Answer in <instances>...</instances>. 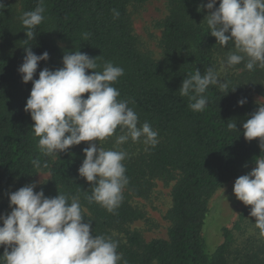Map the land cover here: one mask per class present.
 <instances>
[{
  "label": "trees",
  "instance_id": "16d2710c",
  "mask_svg": "<svg viewBox=\"0 0 264 264\" xmlns=\"http://www.w3.org/2000/svg\"><path fill=\"white\" fill-rule=\"evenodd\" d=\"M150 0H44L45 19L29 41L32 51H47L49 60L40 62L34 78L44 67L62 65L66 51H81L96 58L97 71L106 62L124 69L113 83L118 99L134 101L129 107L138 114V127L144 122L158 132L159 143L146 145L122 163L128 183L119 207L109 212L96 202L89 203L91 184L78 174L87 142L72 146L55 156H46L38 146L30 113L25 112L32 83L22 82L19 66L25 55L26 28L21 17L34 10L39 0H3L0 9V214L9 209L8 189L26 182L39 172L49 173L43 189L47 197L58 193L79 196L85 219L91 221L93 235L119 241V264H264V237L237 244L230 230L223 228V242L208 250L205 224L208 201L219 189L255 167L261 153L258 139L247 141L242 124L258 105L253 96L264 97V68L248 71L244 63L228 67L221 79L228 82V93L210 87L205 95L208 106L202 112L189 108V100L179 94L184 78L208 67L217 71L219 59L226 64L234 45L221 46L207 27V10L198 11L208 0H166L169 14L160 24L162 60L154 61L138 49L128 7ZM219 3L215 7H218ZM117 9L119 18H113ZM85 33L89 34L85 38ZM92 70H88L89 74ZM234 91H231L234 89ZM226 94V95H225ZM88 93L84 94L86 98ZM247 98L238 106L237 101ZM229 123L237 129L229 130ZM119 126L115 134H119ZM39 159L37 169L32 161ZM47 165L44 167L43 165ZM246 165V166H245ZM174 181L172 204L165 219L167 239L145 242L130 226L144 219L132 206L133 199L148 200L154 181ZM10 250V249H9ZM4 246H0L3 255Z\"/></svg>",
  "mask_w": 264,
  "mask_h": 264
},
{
  "label": "clouds",
  "instance_id": "9594fccd",
  "mask_svg": "<svg viewBox=\"0 0 264 264\" xmlns=\"http://www.w3.org/2000/svg\"><path fill=\"white\" fill-rule=\"evenodd\" d=\"M217 3L219 6L215 7ZM4 7L0 0V9ZM205 9L210 35L221 46L235 48L222 68L241 63L248 71L264 68V0H208L197 10ZM44 12V0H39L34 10L21 17L27 39L23 40L25 55L18 72L23 83H32L24 110L30 113L34 122L32 130L44 155L55 156L88 142L82 149L85 158L78 174L91 184L88 202H96L112 212L122 202L123 189L128 183L122 163L128 154L98 147V141L112 137L118 126L116 145L143 138L145 145L155 147L159 134L148 122L138 127V114L129 107L134 101L118 99L120 92L112 85L124 75V69L112 62H106L102 71H97V57L79 50L66 51L63 67L55 70L44 67L38 78H34L40 62L50 58L47 51L35 54L29 43L36 39L35 29L44 21ZM112 12L114 19L119 18L117 9ZM84 35L87 38L89 34ZM88 70H92L90 74ZM210 87L229 92L228 82L221 79L214 67H208L203 74L195 69L183 79L178 91L180 96L188 98L192 111L202 112L209 103L205 93ZM85 93H88L86 98ZM237 103L243 106L247 98ZM256 103V111L242 124L243 135L247 141L258 139L264 153V97ZM227 127L237 129V123H229ZM32 164L37 169L41 167L38 158ZM41 182L8 194L11 211L0 214V246H4L0 264H119L123 259L117 251L119 241L93 235L91 221L84 216L87 209L82 208L79 196L58 193L47 197L43 189L34 191ZM233 192L239 201L251 206L250 216L256 218L254 227L264 237V156L256 157L255 167L235 180Z\"/></svg>",
  "mask_w": 264,
  "mask_h": 264
},
{
  "label": "rangeland",
  "instance_id": "374dc122",
  "mask_svg": "<svg viewBox=\"0 0 264 264\" xmlns=\"http://www.w3.org/2000/svg\"><path fill=\"white\" fill-rule=\"evenodd\" d=\"M168 14L169 7L166 0H150L143 5H131L128 7V17L133 34L138 41V49L142 54L149 56L154 61H161L163 58L160 44L162 34L160 24H162ZM222 64L223 62L219 59L218 65L220 67L218 72H220L221 76L228 69V67L222 68ZM260 98L262 97L258 95L253 96L255 102ZM119 134L114 133L112 137L98 141L100 145L98 144L97 146H101L105 150H123L128 154L127 156L138 154L146 149L143 138L139 142H133L129 139L123 145H116V136ZM252 168L254 167H251L241 175L247 174ZM48 179L49 173L39 172L26 182L13 184L6 195L8 196L10 192H14L25 185L42 181L37 184L36 189H34L36 191ZM235 180L217 190L208 201L209 215L204 227L208 250H213L223 242L221 236L223 228L231 231L237 244H241L240 242L250 238L260 239L262 237L259 234V229L254 227L256 218L250 216L251 206L239 201L233 192ZM174 184V181L165 183L162 180H156L148 200L133 199L132 206L142 212L144 219L133 223L130 226V230L139 232L145 242H150L154 239H167L169 223L166 221L165 216L172 204L171 190ZM10 211L11 209L9 208L3 214L10 213ZM0 226H2V222H0Z\"/></svg>",
  "mask_w": 264,
  "mask_h": 264
}]
</instances>
